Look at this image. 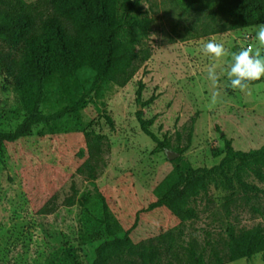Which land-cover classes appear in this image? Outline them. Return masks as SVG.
Here are the masks:
<instances>
[{
	"label": "rangeland",
	"instance_id": "rangeland-1",
	"mask_svg": "<svg viewBox=\"0 0 264 264\" xmlns=\"http://www.w3.org/2000/svg\"><path fill=\"white\" fill-rule=\"evenodd\" d=\"M23 1L44 11L42 0ZM141 5L152 20L143 40L151 56L138 64L132 79L123 88L105 82L95 101L78 115L57 120L53 134L40 125L28 137L2 145L0 264H74V258L91 264L101 243L128 231L134 242L158 249V262H184L189 243L223 251L229 228H264V198L244 196L231 169L233 196L218 179L211 180L207 193L190 203L197 213L194 220L180 222L163 208L148 209L155 185L171 170L168 151L183 148L181 157L193 168H211L224 156L222 136L240 151L264 144V83L232 89L226 75L231 55L214 60L201 51L209 40L222 43L229 53L248 44L255 48L257 26L222 31L229 21L212 16L213 0H143ZM6 52L19 57V49L0 42V54ZM213 65L216 85L208 78ZM79 76L88 86L91 73ZM138 82L144 86L143 102L156 96L144 107L136 101ZM213 93L217 102L211 105ZM74 96L66 79H51L41 111H58ZM137 112L144 120L153 119L149 130L167 140L170 149L160 150L141 131ZM24 115L0 61V133L13 131ZM86 162L96 168L95 184L108 205L114 236L100 224L101 202ZM244 181L263 188L249 173ZM82 197L84 207L78 203ZM227 264H264V253Z\"/></svg>",
	"mask_w": 264,
	"mask_h": 264
},
{
	"label": "trees",
	"instance_id": "trees-1",
	"mask_svg": "<svg viewBox=\"0 0 264 264\" xmlns=\"http://www.w3.org/2000/svg\"><path fill=\"white\" fill-rule=\"evenodd\" d=\"M143 0H42L44 11L37 5L23 0H0V42L12 49H19V57L11 52L0 54V61L14 90L19 94L25 115L11 132L0 133V150L4 143H14L28 137L37 126H44L54 133L57 120L76 116L93 103L105 82L123 88L134 76L138 64L146 62L151 52L143 40L151 31L152 20L142 7ZM215 11L227 21L222 31L247 29L264 23V0H213ZM89 71V85H84L79 74ZM62 77L74 89V99L58 111L45 114L41 111L47 81ZM264 83V78L249 86ZM142 82H138L136 101L142 107L151 104L156 96L142 101ZM110 128L112 120L102 112ZM141 131L160 150L170 149L167 140H159L150 130L153 119L144 120L142 112L136 113ZM192 123L195 118H192ZM191 133V130H190ZM189 133V136H190ZM224 156L211 168H193L181 157L182 148L169 161L171 170L165 173L153 189L155 200L148 209L163 208L180 222L197 218L191 206L201 193L208 191L209 182L218 179L230 196L234 194L232 177L244 196L264 198V144L258 149L235 150L232 141L224 136ZM84 168L91 180L93 190L101 202L100 224L109 236L111 214L105 198L98 193L95 184L96 168L89 162ZM251 174L263 188L248 184L244 174ZM250 198V197H249ZM73 203L69 200L68 205ZM83 207L86 199L80 198ZM71 251V250H69ZM264 253V228L260 225L236 232L227 231L223 251L206 250L194 243L186 248L184 262L157 261L158 249L134 242L131 231L123 237H113L95 249L91 264H227L249 259ZM72 256V251L70 252ZM74 264H80L74 258Z\"/></svg>",
	"mask_w": 264,
	"mask_h": 264
},
{
	"label": "clouds",
	"instance_id": "clouds-1",
	"mask_svg": "<svg viewBox=\"0 0 264 264\" xmlns=\"http://www.w3.org/2000/svg\"><path fill=\"white\" fill-rule=\"evenodd\" d=\"M255 39L258 41L255 48L248 46L238 52L229 53L222 43H216L213 40L204 43L201 51L205 56L214 60L231 55L232 62L226 71L230 81L229 86L232 89L244 90L249 87L251 82L257 81L264 76V23L257 26ZM208 78L213 85H216L218 76L215 73L214 65L208 69ZM216 102L217 93H213L211 105Z\"/></svg>",
	"mask_w": 264,
	"mask_h": 264
},
{
	"label": "water",
	"instance_id": "water-1",
	"mask_svg": "<svg viewBox=\"0 0 264 264\" xmlns=\"http://www.w3.org/2000/svg\"><path fill=\"white\" fill-rule=\"evenodd\" d=\"M139 109H140V107H139ZM178 156V154H176V153H171V152H167V158H168V160H173V159H175L176 157Z\"/></svg>",
	"mask_w": 264,
	"mask_h": 264
},
{
	"label": "built area",
	"instance_id": "built-area-1",
	"mask_svg": "<svg viewBox=\"0 0 264 264\" xmlns=\"http://www.w3.org/2000/svg\"><path fill=\"white\" fill-rule=\"evenodd\" d=\"M248 46H251V45H250V44L246 45V47H248ZM246 47H245V48H246Z\"/></svg>",
	"mask_w": 264,
	"mask_h": 264
}]
</instances>
